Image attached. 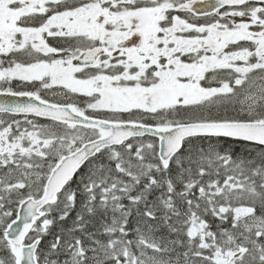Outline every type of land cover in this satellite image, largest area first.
<instances>
[{
  "label": "snow or ice",
  "instance_id": "6c2138e0",
  "mask_svg": "<svg viewBox=\"0 0 264 264\" xmlns=\"http://www.w3.org/2000/svg\"><path fill=\"white\" fill-rule=\"evenodd\" d=\"M0 97V264H264V0H0Z\"/></svg>",
  "mask_w": 264,
  "mask_h": 264
},
{
  "label": "rangeland",
  "instance_id": "374dc122",
  "mask_svg": "<svg viewBox=\"0 0 264 264\" xmlns=\"http://www.w3.org/2000/svg\"><path fill=\"white\" fill-rule=\"evenodd\" d=\"M234 147H236L237 149H239V146L238 145H234Z\"/></svg>",
  "mask_w": 264,
  "mask_h": 264
},
{
  "label": "water",
  "instance_id": "95a60500",
  "mask_svg": "<svg viewBox=\"0 0 264 264\" xmlns=\"http://www.w3.org/2000/svg\"><path fill=\"white\" fill-rule=\"evenodd\" d=\"M0 99H3L2 97H0Z\"/></svg>",
  "mask_w": 264,
  "mask_h": 264
}]
</instances>
